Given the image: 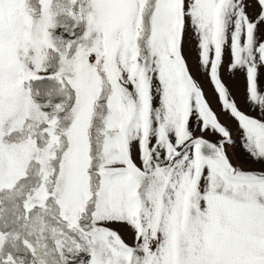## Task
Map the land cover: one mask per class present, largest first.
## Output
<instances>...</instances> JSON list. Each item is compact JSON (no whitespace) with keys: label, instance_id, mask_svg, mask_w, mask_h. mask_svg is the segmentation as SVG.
<instances>
[{"label":"snow or ice","instance_id":"1","mask_svg":"<svg viewBox=\"0 0 264 264\" xmlns=\"http://www.w3.org/2000/svg\"><path fill=\"white\" fill-rule=\"evenodd\" d=\"M0 264H264V0H0Z\"/></svg>","mask_w":264,"mask_h":264},{"label":"rangeland","instance_id":"2","mask_svg":"<svg viewBox=\"0 0 264 264\" xmlns=\"http://www.w3.org/2000/svg\"><path fill=\"white\" fill-rule=\"evenodd\" d=\"M238 99H239V98H238ZM213 106H214V107H216V105H215V104H214ZM217 111H219V109H218V108H217Z\"/></svg>","mask_w":264,"mask_h":264}]
</instances>
